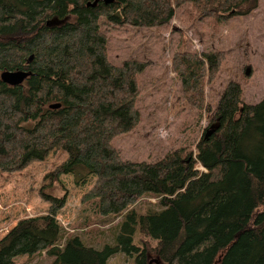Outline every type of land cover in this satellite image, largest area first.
<instances>
[{"label": "trees", "instance_id": "obj_1", "mask_svg": "<svg viewBox=\"0 0 264 264\" xmlns=\"http://www.w3.org/2000/svg\"><path fill=\"white\" fill-rule=\"evenodd\" d=\"M253 2L0 0V73L31 72L15 86L0 79V170L19 172L63 150L67 156L51 180L94 176L81 202L93 203L101 216L121 217L114 242L95 247L57 221L66 194L42 188L46 213L20 219L0 239V264L42 252L51 264H106L116 253L135 264H264V97L243 103L241 86L230 81L212 108L204 87L225 52L176 49L171 68L181 96L211 114L208 125L194 150L180 146L154 161L124 158L113 142L140 122L138 76L145 64L113 63L101 27L164 26L185 5L197 20L228 23L251 12ZM149 196L157 209L139 213L136 204Z\"/></svg>", "mask_w": 264, "mask_h": 264}, {"label": "rangeland", "instance_id": "obj_2", "mask_svg": "<svg viewBox=\"0 0 264 264\" xmlns=\"http://www.w3.org/2000/svg\"><path fill=\"white\" fill-rule=\"evenodd\" d=\"M250 1H254L252 11L232 17L228 23L209 18L197 20V14L185 5L175 8L174 17L164 26L101 25L113 63L132 58L145 64L138 76L140 122L134 131L113 142L124 158L154 161L180 146L194 150L195 142L208 125L211 114L193 108L181 96V82L171 68L176 49L225 52L226 59L217 76L204 87L206 102L212 108L230 81L241 86L243 103L255 104L264 97V0ZM66 156L63 150H51L43 161H35L19 172L0 170V239L20 219L46 213L49 204L40 195L44 188L57 197L66 194L65 205L56 219L68 235L79 234L84 242L95 247L114 242L121 217L101 216L93 203L81 202L94 176H87L84 182L75 181L72 174L51 180L49 174ZM195 168L206 171L200 165ZM156 201L154 196L143 198L135 209L139 213L157 209ZM52 259L42 252L17 256L15 264H51ZM106 264L135 263L133 257L116 253Z\"/></svg>", "mask_w": 264, "mask_h": 264}, {"label": "water", "instance_id": "obj_3", "mask_svg": "<svg viewBox=\"0 0 264 264\" xmlns=\"http://www.w3.org/2000/svg\"><path fill=\"white\" fill-rule=\"evenodd\" d=\"M112 1L114 0H104L106 4ZM47 24L49 25L53 23L51 21H48ZM30 74L31 72L24 70H5L0 73V79L11 86H15L21 84ZM59 106V103L50 104V108H57Z\"/></svg>", "mask_w": 264, "mask_h": 264}, {"label": "bare ground", "instance_id": "obj_4", "mask_svg": "<svg viewBox=\"0 0 264 264\" xmlns=\"http://www.w3.org/2000/svg\"><path fill=\"white\" fill-rule=\"evenodd\" d=\"M27 79V78H26ZM156 263V262H155Z\"/></svg>", "mask_w": 264, "mask_h": 264}]
</instances>
